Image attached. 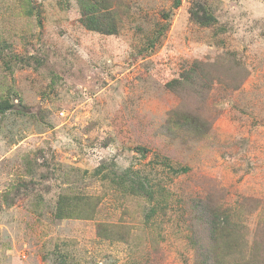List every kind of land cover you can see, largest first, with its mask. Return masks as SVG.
<instances>
[{"label": "rangeland", "instance_id": "1", "mask_svg": "<svg viewBox=\"0 0 264 264\" xmlns=\"http://www.w3.org/2000/svg\"><path fill=\"white\" fill-rule=\"evenodd\" d=\"M86 1L0 0V264H264V0Z\"/></svg>", "mask_w": 264, "mask_h": 264}, {"label": "trees", "instance_id": "2", "mask_svg": "<svg viewBox=\"0 0 264 264\" xmlns=\"http://www.w3.org/2000/svg\"><path fill=\"white\" fill-rule=\"evenodd\" d=\"M78 3L81 6L82 11V17H81V23L88 29L92 31H96L99 33L104 34H115L117 31V26L114 23L113 19L108 15L100 12L101 8H99L101 5L102 7H105L104 5L100 4V2H93L89 3L86 0H78ZM175 6H178V2L175 4ZM107 7V5H106ZM107 10L106 8L103 9ZM212 20V19H211ZM203 25L207 24V22H200ZM179 83L178 80H173L168 84V87H174L177 86ZM12 108V103L9 99H3L0 100V116L7 111H9ZM137 173L132 170L131 168L129 170H126L123 175L117 177L113 180V183H116V186L118 187L121 192L124 193V195H133L137 196L140 194L149 195L152 196V194H149V188L148 184L145 181H141L137 178ZM162 191L159 190V192L156 194L157 196V203L163 202V200H160ZM155 199V195L153 194V197L151 198V201ZM78 206L72 205L69 201V197L64 195L59 198L57 201L56 206V212H55V218L58 220L63 219H70L73 218L75 215L76 208ZM82 211V210H81ZM78 213H81L80 211ZM218 215V212L213 214ZM220 220L218 222V225H221ZM216 222L213 224V226H210V236L213 240H218L222 237V230H219L217 227ZM210 253V252H208ZM214 256H217L216 254ZM201 257L203 261L201 263L197 264H222L218 258H216L212 263L209 262L208 255L202 253ZM218 257V256H217Z\"/></svg>", "mask_w": 264, "mask_h": 264}]
</instances>
